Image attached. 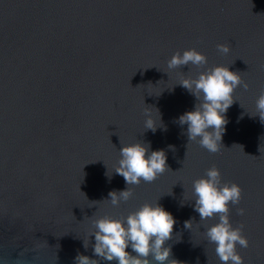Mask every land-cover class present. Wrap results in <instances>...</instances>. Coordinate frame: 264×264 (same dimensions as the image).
Listing matches in <instances>:
<instances>
[{
	"label": "water",
	"instance_id": "obj_1",
	"mask_svg": "<svg viewBox=\"0 0 264 264\" xmlns=\"http://www.w3.org/2000/svg\"><path fill=\"white\" fill-rule=\"evenodd\" d=\"M191 48L206 54L205 69L230 66L248 85L235 90L216 153L178 123L198 101L177 83L205 69L167 62ZM261 93L264 0H0V264H76L78 254L116 264L94 255L93 221L156 202L177 220L166 242L173 264H221L205 235L218 216L201 221L193 199L213 166L242 188L230 217L249 243L237 251L264 264ZM146 108L161 114L155 132ZM136 142L164 149L169 168L113 206L109 193L127 187L114 171L119 150Z\"/></svg>",
	"mask_w": 264,
	"mask_h": 264
},
{
	"label": "clouds",
	"instance_id": "obj_2",
	"mask_svg": "<svg viewBox=\"0 0 264 264\" xmlns=\"http://www.w3.org/2000/svg\"><path fill=\"white\" fill-rule=\"evenodd\" d=\"M218 51L228 54L231 49L227 44L217 45ZM208 64L206 54L196 48L177 51L167 62L169 70L181 69L184 65L205 69ZM178 85L195 96L198 103L191 111L178 117L181 126L187 125L189 143L197 141L201 147L211 153L221 150L223 135L228 124L227 112L237 100L235 90L241 86L247 88L240 74L230 66L217 65L202 70L195 77L182 76ZM158 110V109H157ZM256 115L264 123V93L256 100ZM255 115V116H256ZM145 130L157 131L162 124L161 114L151 108L144 112ZM159 121V123L157 122ZM164 130H167L166 127ZM150 144L141 142L123 144L119 150L120 159L115 173L124 178L127 187L109 193L111 204L119 206L128 201L132 195L130 186L154 182L168 167L167 154L164 149L150 150ZM169 148L174 146L169 145ZM109 182L112 173L105 172ZM242 188L235 182L223 180L221 170L215 166L206 170L204 176L193 182L194 210L199 213L201 221L216 218L212 226L205 225V235L209 243L215 244V253L221 264H244L237 247H247L248 239L243 235L242 227H235L231 222L230 210L239 205ZM240 215L245 209H238ZM192 220L184 222V227L191 229ZM177 220L174 215L158 202L144 203L126 217L103 216L93 221L95 244L93 253L105 261L116 264H173L172 247L166 242L172 239ZM84 247L89 242L84 240ZM131 247L132 252L127 249ZM76 264H96V259L78 254Z\"/></svg>",
	"mask_w": 264,
	"mask_h": 264
}]
</instances>
